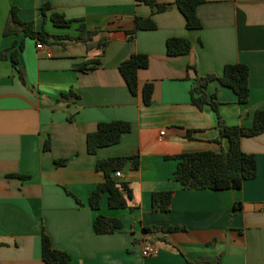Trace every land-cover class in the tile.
<instances>
[{
    "label": "crops",
    "instance_id": "crops-1",
    "mask_svg": "<svg viewBox=\"0 0 264 264\" xmlns=\"http://www.w3.org/2000/svg\"><path fill=\"white\" fill-rule=\"evenodd\" d=\"M157 1L164 12L152 14L136 0H0V54L7 52L0 60V264H45L44 232L72 264H264V134L241 141L242 151L255 156L257 177L239 190H184L173 178L176 156L230 146L216 113L191 103L196 75L220 77L226 65L247 66V104L219 82L207 94L217 93L227 126L250 128L264 111V0H205L196 11L199 30L186 28L175 0ZM12 8L56 39L5 36ZM53 13L73 23L57 27ZM150 17L156 29L130 39L135 19ZM82 24L98 32L88 44L75 40ZM170 38L188 39L191 52L169 56ZM135 54L146 55L149 66L138 72L133 96L119 67ZM92 60L100 61L95 69H78ZM145 84L154 87L150 105L142 98ZM113 121L128 122L130 132L89 154L87 136ZM135 155L139 169L119 178L132 191L131 210L109 209L107 194L100 210L92 209L90 196L105 181L97 162ZM169 191V212H154L152 194ZM98 215L120 220L122 228L97 235ZM145 241L155 254H144Z\"/></svg>",
    "mask_w": 264,
    "mask_h": 264
},
{
    "label": "trees",
    "instance_id": "trees-1",
    "mask_svg": "<svg viewBox=\"0 0 264 264\" xmlns=\"http://www.w3.org/2000/svg\"><path fill=\"white\" fill-rule=\"evenodd\" d=\"M137 3L151 8L152 14L164 12L166 5L159 4L157 0H136ZM205 0H175V5L183 14L188 30H199L202 25L197 17V7ZM48 6L42 8L44 12ZM52 23L57 27H70L73 21L67 20L62 14L53 13ZM156 25L152 18H136L134 28L127 32L130 39H133L139 31L155 30ZM23 32L30 39L42 44H50L52 39H56L45 31L37 32L34 30L32 22H23L16 8L10 11L9 19L4 29V35H15ZM98 32L86 30L85 25L80 26V34L75 39L81 43H90ZM58 39V38H57ZM167 54L169 56H182L191 52V42L186 38H170L166 42ZM22 44L19 50H22ZM7 52L0 54V60L6 58ZM11 59L17 66V50L12 49ZM100 64L99 60L85 62L78 66L82 72L95 69ZM149 59L146 55L135 54L124 61L119 71L133 96L139 93L138 72L147 69ZM17 70V69H16ZM19 77L24 81L23 75L19 72ZM249 69L245 65L230 64L226 65L222 76L207 75L197 76L194 79L193 87L190 91L191 103L198 109L203 110L209 106L217 115L218 125L224 136L229 141V149L220 153L211 151L186 153L176 156L177 168L174 172V180L178 182L184 190H239L246 181L257 177V161L255 156L242 151L241 141L243 138L256 137L264 134V111H257L254 116V123L250 128L239 126H227L220 117L217 102V93L210 97L207 89L213 82H219L222 86L231 89L238 98L240 104H247L249 101ZM154 87L152 84H145L142 89V98L145 105L152 102ZM69 95H63L61 99H67ZM131 125L128 122L113 121L100 123L96 132L87 136V151L94 155L104 147L116 145L121 140L123 134L130 132ZM45 150L50 149L48 142L44 146ZM62 163V162H61ZM58 163V164H61ZM140 165L138 155L129 157L109 158L97 162L96 169L105 176V181L99 184L89 199V206L94 210H100L101 199L104 194L108 195V207L112 210H125L129 207V202L133 199V194L126 182L120 181L115 177L116 172L124 170H137ZM20 178H25L19 176ZM173 197V192H159L152 194V208L154 212H169V206ZM241 206V204H239ZM97 235L112 234L122 228V222L115 218L98 215L93 224ZM159 229H144L145 233H153ZM168 231L175 232L180 230L178 227H169ZM42 258L45 264H72L68 253L53 248L51 240L44 232L42 235Z\"/></svg>",
    "mask_w": 264,
    "mask_h": 264
},
{
    "label": "built area",
    "instance_id": "built-area-1",
    "mask_svg": "<svg viewBox=\"0 0 264 264\" xmlns=\"http://www.w3.org/2000/svg\"><path fill=\"white\" fill-rule=\"evenodd\" d=\"M44 48V46L42 45V44H38L37 45V49H39V50H42ZM115 177L116 178H122V173L121 172H116L115 173ZM143 249H144V254L146 255V256H150V255H153V254H155L156 252H157V250H156V248L154 247V245L153 244H151L149 241H145L144 242V247H143Z\"/></svg>",
    "mask_w": 264,
    "mask_h": 264
},
{
    "label": "rangeland",
    "instance_id": "rangeland-1",
    "mask_svg": "<svg viewBox=\"0 0 264 264\" xmlns=\"http://www.w3.org/2000/svg\"><path fill=\"white\" fill-rule=\"evenodd\" d=\"M66 43H68L69 41H65Z\"/></svg>",
    "mask_w": 264,
    "mask_h": 264
}]
</instances>
